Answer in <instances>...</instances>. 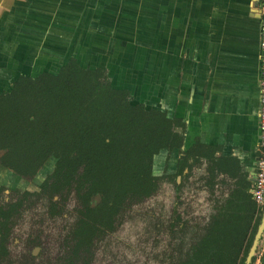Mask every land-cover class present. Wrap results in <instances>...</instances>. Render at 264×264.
I'll use <instances>...</instances> for the list:
<instances>
[{
    "label": "trees",
    "instance_id": "16d2710c",
    "mask_svg": "<svg viewBox=\"0 0 264 264\" xmlns=\"http://www.w3.org/2000/svg\"><path fill=\"white\" fill-rule=\"evenodd\" d=\"M185 134L179 120L135 104L129 90L115 88L103 68L72 59L59 71L21 75L0 93V180L7 178L0 181V240L34 205L46 202L55 214L73 195L70 264H89L96 242L116 230L119 216L155 196L163 183L181 191L194 170L205 167L201 180L214 194L224 186V159L199 142L185 151ZM163 151L172 161L179 151L176 171L156 169ZM49 162L50 172L41 175ZM246 188L237 184L227 197L221 188L205 223L174 211L171 231L181 232L174 238L181 245L178 264H247L264 211L257 209L256 217ZM5 251L0 243V255Z\"/></svg>",
    "mask_w": 264,
    "mask_h": 264
},
{
    "label": "crops",
    "instance_id": "0c3cea01",
    "mask_svg": "<svg viewBox=\"0 0 264 264\" xmlns=\"http://www.w3.org/2000/svg\"><path fill=\"white\" fill-rule=\"evenodd\" d=\"M260 4L261 0H0V93L21 75L35 77L69 63L55 58L64 45L60 37L69 30L78 31L86 44L92 40L88 31H97L93 39L100 45L129 47L110 52L118 55L120 69L113 86L129 90L135 104L185 124V151L199 142L214 158L224 159L226 197L237 184L251 195L260 144ZM18 46H24L25 54H16ZM114 62L86 67L107 70ZM168 155L163 151L161 169L167 167ZM175 158V164L169 161V172L176 171L179 151ZM258 264H264V253Z\"/></svg>",
    "mask_w": 264,
    "mask_h": 264
},
{
    "label": "rangeland",
    "instance_id": "374dc122",
    "mask_svg": "<svg viewBox=\"0 0 264 264\" xmlns=\"http://www.w3.org/2000/svg\"><path fill=\"white\" fill-rule=\"evenodd\" d=\"M88 32L92 34L90 39L93 41H87V44L85 43L84 36H79L78 31L75 29L69 30L66 37H60V40L64 45L57 49L58 52L56 53L57 55L55 58L60 61L65 60L64 63L76 58L78 62L84 65L83 67L87 68L86 65L94 64L96 62L101 65L109 63L110 61L114 62L118 55H111L110 52L112 50L114 52L117 51L118 53V51L123 48H129L106 46V43L105 45H100V42L93 39L97 31L93 30ZM99 32H101V30H99ZM43 38L44 37L41 34L40 39ZM81 39H83V44H81ZM34 41L36 42L37 40ZM46 42V40L43 41L44 44ZM40 46H43V44H40ZM23 47H17V55L25 54L21 49ZM41 51L45 53L44 50L41 49ZM42 60H44L42 61L43 64L46 65L49 58L46 59L45 55V59ZM114 64L115 67L107 68V72L109 78L113 75L112 84L114 83L116 86L119 82L117 79V77L119 78V75L117 76L116 74H119L120 69L118 68L119 64L117 61H115ZM39 71L40 69L37 72ZM160 159L161 158H158L157 160V170L160 167ZM167 159L168 157L165 158L168 167L170 160ZM50 165L49 162L41 175L48 172ZM167 167L162 170L165 171ZM204 171L205 167L196 168L193 172L192 178L186 181L184 189L181 191H178L174 184H169L167 182L163 183L159 192L155 196L143 203L132 206L129 211L127 210V212L122 214V219L117 225L116 230L96 242L93 250V257L89 264H178L181 245L180 240L177 241L174 238L177 235L179 236L181 232L179 233L178 229H174V232L176 233V235H174L173 230L171 231L170 225L175 218L174 211L177 210L184 220L191 221L193 224L205 223L211 214L214 213L216 201L220 198L219 195L221 194V188L224 190V186H217L215 193L213 194L205 181L201 180ZM2 177L3 179L0 181L6 183L7 178L4 179V175ZM30 183L34 184L33 182ZM35 188H32L31 186L29 189L37 191V186ZM26 189L28 188L23 190ZM47 205L48 203L46 202L38 203L34 205L33 208L26 210L24 214L26 217L21 222L23 225L18 229L19 232L15 233L13 237L14 241H18V245L14 246L13 244V247L11 248L12 251L16 253L17 256L23 255V260L25 259L28 263L44 264V261L40 256L39 259L29 261L34 247L28 248V244L26 243L28 238L34 233V230H43V227L39 224V220L42 221L47 215ZM75 207H77V199L72 195L68 200L65 211L70 217L71 229L76 220ZM47 230L46 235L50 236L48 239L54 238L58 233L57 230H52L50 228ZM61 231L60 235H58L62 238L65 233L63 232V229ZM50 232L52 235H50ZM191 236L194 237V233H191ZM263 236L264 232L254 250L256 261L252 264H258L259 259L264 253ZM49 241L50 243L52 242V240ZM51 247V244L48 245L49 249ZM38 250L36 254L39 252L38 255H40L41 250ZM50 252L51 251H49L47 256ZM77 264L84 263L78 262Z\"/></svg>",
    "mask_w": 264,
    "mask_h": 264
},
{
    "label": "flooded vegetation",
    "instance_id": "af4514ba",
    "mask_svg": "<svg viewBox=\"0 0 264 264\" xmlns=\"http://www.w3.org/2000/svg\"><path fill=\"white\" fill-rule=\"evenodd\" d=\"M6 187L12 189L9 185ZM21 191H23L22 188ZM8 200L9 199H5V202L7 203ZM96 201L98 203L100 202V200H98V197L96 198ZM66 207L64 209L59 208V212L55 214H50L47 212V215L44 217V219L42 221L39 220V224L43 227V230H34V233H32L31 237L28 238V241L26 243L28 244V248L34 247L33 252L30 255L31 258L29 259V261L36 260L42 257L44 264H70L71 224L70 217L65 213ZM130 209H128V211ZM25 217L26 216L21 215L14 221V223H11L10 231H8V237L5 236L4 239L0 240V243L6 249V251L0 255V264H32L25 261V259L23 260V255L17 256V254L14 253L11 249L13 247V244L14 246L18 245V241H14L13 237L15 233L19 232L18 229L22 227L23 224L21 222L24 220ZM119 219H122V215L119 216ZM48 228L52 230H57L58 233L54 238L48 239L50 237L49 235H46ZM62 229L65 234L61 238L59 237V235L62 232ZM50 235H52L51 232ZM0 237H2V235H0ZM49 240H52V242L50 243ZM50 244L52 245V247L49 249L48 245ZM38 249L41 250L40 255H38L39 252L36 254ZM49 251L51 252L47 256Z\"/></svg>",
    "mask_w": 264,
    "mask_h": 264
},
{
    "label": "built area",
    "instance_id": "2783aa9c",
    "mask_svg": "<svg viewBox=\"0 0 264 264\" xmlns=\"http://www.w3.org/2000/svg\"><path fill=\"white\" fill-rule=\"evenodd\" d=\"M260 11L262 15L260 29V108H259V127L260 144L258 147L257 163L255 166V178L252 185L251 195L258 210L264 211V0H261Z\"/></svg>",
    "mask_w": 264,
    "mask_h": 264
},
{
    "label": "water",
    "instance_id": "95a60500",
    "mask_svg": "<svg viewBox=\"0 0 264 264\" xmlns=\"http://www.w3.org/2000/svg\"><path fill=\"white\" fill-rule=\"evenodd\" d=\"M64 66H65V65H64ZM61 67H63V66H59V67H57V68H58L57 71H59ZM49 72H53V71H49ZM54 72H55V71H54ZM31 77H33V76H31ZM263 232H264V214H263L262 223H261V225H260V227H259V230H258V233H257V235H256V239H255L254 245H253V247H252V249H251V252H250V255H249V257H248L247 264H250V263L252 262V259H253V257H254V253H255L254 250L256 249V247H257L259 241L261 240V237H262V235H263Z\"/></svg>",
    "mask_w": 264,
    "mask_h": 264
}]
</instances>
